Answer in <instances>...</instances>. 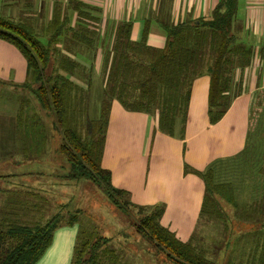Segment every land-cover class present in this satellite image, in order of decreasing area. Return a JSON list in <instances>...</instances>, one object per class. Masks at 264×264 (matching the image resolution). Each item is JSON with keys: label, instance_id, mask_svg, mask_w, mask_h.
Segmentation results:
<instances>
[{"label": "trees", "instance_id": "obj_1", "mask_svg": "<svg viewBox=\"0 0 264 264\" xmlns=\"http://www.w3.org/2000/svg\"><path fill=\"white\" fill-rule=\"evenodd\" d=\"M238 9V0H220L210 16L187 18L178 25L164 24L166 40L161 48L148 44L150 21L143 39L134 42L132 22L107 23L103 27L100 11L82 2L67 6L64 19L61 10L55 8L50 22L44 23L40 30L0 16V40L15 46L27 62V80L20 88L29 90L37 102L35 107L28 98L20 103L17 122L21 137L31 136L33 142L37 141L38 155L44 152V156L51 151V148L45 151L48 141L55 138L53 151L65 161L67 179L92 183L102 189L114 209L128 218L134 217L137 234L151 246L155 257H163L162 264L219 262L207 258L204 246H199L194 236L183 242L164 227L162 205L133 204L126 191L113 186L111 172L102 166L111 105L117 101L128 112L155 117L159 132L185 140L193 82L207 75L209 118L212 125L217 124L229 110L232 97L238 96L234 74L249 66L253 57L252 50L234 30ZM75 12L78 17L73 23L70 17ZM100 49L105 51V86L100 117L92 119L89 95L95 78L93 62ZM193 173L205 185L200 219L220 220L226 226L230 241L223 244L227 246L225 254L231 248L237 223L231 225L240 222L253 235L247 264H264V167L258 176L262 181L258 194L263 199L250 202L252 205L247 209L236 202L231 183H215L212 167ZM32 192L31 189L20 192L21 199L10 200L2 211L0 264H36L51 245L55 230L74 225L79 231L72 264H124L115 238L102 235L98 226L83 224L78 211L70 214L68 220L63 216L62 211L67 210L69 203L46 221L31 223L26 213L29 206H40L34 203L38 199L44 202V197ZM34 209L42 212V207ZM20 211L25 213L19 214Z\"/></svg>", "mask_w": 264, "mask_h": 264}, {"label": "crops", "instance_id": "obj_2", "mask_svg": "<svg viewBox=\"0 0 264 264\" xmlns=\"http://www.w3.org/2000/svg\"><path fill=\"white\" fill-rule=\"evenodd\" d=\"M79 2L100 11L103 27L107 23L132 22L131 39L134 42L143 39L150 21L148 44L161 48L166 40L164 24L178 25L187 18L195 20L210 16L220 0H0V14L5 9L6 15L2 17L15 21L21 17L32 24L37 21L47 24L55 8L61 10L64 19L67 6ZM238 2L234 30L252 50L253 57L243 71L237 70L238 96L232 97L229 110L217 124L212 125L209 118L210 78L207 75L193 82L185 140L159 132L155 117L128 112L117 101L111 105L103 168L111 172L113 186L126 191L133 204L162 205L165 209L162 225L183 242L189 240L200 222L205 196L204 182L193 171L206 172L216 160L238 154L246 147L258 110L263 111L259 107L264 105V0ZM77 17L75 12L70 19L75 23ZM104 54L105 51L100 49L93 62L97 78H94L92 90L94 87L104 90ZM97 66L100 74L96 72ZM26 80L25 58L15 46L0 40V85L21 89ZM74 82L79 83L75 79ZM234 90L235 87L232 95ZM15 116L16 113L0 111L1 151L13 148L14 140L11 137L4 140L2 136L19 133L18 115ZM132 157L140 160L142 168L133 169ZM52 167L56 168L58 164ZM7 182L9 176L0 175V193L6 189ZM8 194L4 203L0 201V206L10 202ZM0 199H3L1 195ZM78 231L77 225L56 229L51 245L36 264H72ZM250 249L241 264L248 263Z\"/></svg>", "mask_w": 264, "mask_h": 264}, {"label": "rangeland", "instance_id": "obj_3", "mask_svg": "<svg viewBox=\"0 0 264 264\" xmlns=\"http://www.w3.org/2000/svg\"><path fill=\"white\" fill-rule=\"evenodd\" d=\"M0 15H6L5 9ZM19 20L34 29L40 30L43 26V23L38 21L32 24L31 21L28 22L29 19L20 17ZM39 30L38 32H40ZM96 72L98 74L101 72V70H98V66ZM238 73L236 71L234 79L237 78ZM79 83L85 89L87 88L86 84L80 81ZM103 92L104 90L98 87H94L90 92L89 114L92 119L100 117ZM23 98H28L32 103V107L37 105L36 100L32 99L29 90L18 89L17 86L15 88L13 85H0V111L13 112L16 113V116H19L20 103ZM262 104L259 103L258 105ZM259 108H262L263 111L258 110V114L253 119L254 124L246 147L232 157L216 160L212 166L215 173V183H231L235 190L236 202L241 208L245 209L252 205L250 202H257L263 199L258 194L262 188V181L258 180V176L264 167V105ZM10 137L14 140L13 148L7 149L6 152L0 150V175H3V177L9 176V182L5 183L6 189H3L2 193H0L1 197H3L0 201L3 200L4 203L8 192L9 200L21 199L20 192H24L27 187H30L33 191L32 193L38 195V197H44L43 204L40 199L35 200L34 203L37 202L40 206L34 204L33 208L29 206L30 210L26 211L31 223L39 222L41 219L43 222L46 221L52 215H56L62 206L69 203L67 210L64 209L62 211L63 216L68 220L70 214L78 211L81 213L79 214V221H82L83 224L85 223L86 226L90 225L92 227L98 226L102 228V235L115 238V246L124 256V264H162L161 258L163 257L161 255L160 258L159 256L155 257L156 255L151 246L137 234L134 226V217L128 218L114 209L106 200L102 189L92 183L87 181L74 182L67 179L66 163L57 157L53 151L55 138L52 139L53 141H48V147L45 151L49 148H51V151L45 152L47 154L44 156V152L38 155L37 141L33 142L31 136L28 138L25 134H22L21 137L20 132L17 135L7 133L2 136L4 140H8ZM59 145L60 143L57 144V146ZM31 158L34 159V162L31 161ZM130 160L133 161L134 170L142 168L138 158L132 157ZM55 164H58V167H52ZM46 170H48L47 173L45 172ZM39 172L42 173L39 174ZM30 173L36 176L33 177L29 175ZM37 175L40 176L37 177ZM45 198L48 199V203H45ZM5 204L0 206V217H2ZM38 207H42V212L34 209ZM24 213L19 212V214ZM43 215L44 218H42ZM234 219L237 220L235 217ZM199 220L200 222L195 227L189 240L194 236L198 245L204 246L205 250L203 252L207 258L217 260L219 264H221V261L223 264L228 261H230V264H234L240 263L246 257V254L249 253L250 245L253 241V235H250L249 227L240 224V222H234L231 225L233 226L237 223L233 228L235 232L231 236L232 239L234 235L231 248L225 254L227 246L221 244L228 243L230 239L228 238L229 234L225 232L226 226L224 222L220 220L207 222L205 218L200 219V216ZM197 243L196 246L198 247Z\"/></svg>", "mask_w": 264, "mask_h": 264}]
</instances>
